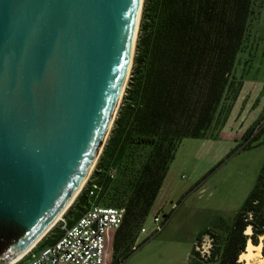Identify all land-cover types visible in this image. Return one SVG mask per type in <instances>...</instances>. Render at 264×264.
<instances>
[{"label": "water", "instance_id": "95a60500", "mask_svg": "<svg viewBox=\"0 0 264 264\" xmlns=\"http://www.w3.org/2000/svg\"><path fill=\"white\" fill-rule=\"evenodd\" d=\"M143 1L0 0L5 262L63 208L96 156L92 172L127 85Z\"/></svg>", "mask_w": 264, "mask_h": 264}, {"label": "trees", "instance_id": "16d2710c", "mask_svg": "<svg viewBox=\"0 0 264 264\" xmlns=\"http://www.w3.org/2000/svg\"><path fill=\"white\" fill-rule=\"evenodd\" d=\"M252 1H143L133 62L117 114L86 189L78 197V215L65 222L66 226L74 223L92 205L90 199L126 195L124 203L101 204L124 208L112 238L113 264L135 250L131 249L134 234L146 220L181 142L206 138L222 101L228 94L231 100L236 98L240 83L235 86L232 73ZM255 123L244 135L248 144L243 149H250L261 137V132L250 137ZM92 185L96 189L89 195ZM247 226H252L249 236ZM62 233L61 226L60 233L40 247ZM204 234L213 232L205 229L197 238ZM260 236L264 256V163L232 219L217 264H239L247 238L258 244Z\"/></svg>", "mask_w": 264, "mask_h": 264}, {"label": "rangeland", "instance_id": "374dc122", "mask_svg": "<svg viewBox=\"0 0 264 264\" xmlns=\"http://www.w3.org/2000/svg\"><path fill=\"white\" fill-rule=\"evenodd\" d=\"M251 11L232 73L235 86L240 83L236 98L231 100L228 94L222 101L206 138H186L181 142L168 169L169 197L160 207L166 211L171 203L178 206L157 234L152 232V216L148 224L144 221L134 234L131 249L135 247V250L124 264H143L147 258L155 260L151 264H159L162 260L168 264H186V254L197 234L207 228L213 235L197 238L189 264H217L232 219L253 188L264 163L263 138L252 142L250 149H243L248 144L244 137L246 131L264 115V0H253ZM116 172L114 169L111 174L115 176ZM86 183L62 219L35 248L45 241L50 242L65 222L69 223L78 215L75 205ZM113 197L94 198L90 202L92 205H118L126 202L127 196ZM114 233L109 239V249ZM258 242H262L263 248L262 236L258 237ZM196 245H203L202 251L207 250L208 254L202 256ZM261 256L264 264L262 252ZM136 260L138 262L134 263ZM237 262L243 264L240 257Z\"/></svg>", "mask_w": 264, "mask_h": 264}, {"label": "built area", "instance_id": "2783aa9c", "mask_svg": "<svg viewBox=\"0 0 264 264\" xmlns=\"http://www.w3.org/2000/svg\"><path fill=\"white\" fill-rule=\"evenodd\" d=\"M258 132L264 139V116L256 121L250 137ZM95 189L96 186L92 185L89 195H94ZM177 206V203H171L169 210L159 207L154 213L151 219L154 234L163 229L168 216ZM123 216V207L94 204L71 225L64 223L62 235L54 242L33 248L10 263L0 259V264H113L112 257H109V239L121 225ZM196 248L202 256L208 254L207 250L202 251L203 245H196Z\"/></svg>", "mask_w": 264, "mask_h": 264}, {"label": "bare ground", "instance_id": "6f19581e", "mask_svg": "<svg viewBox=\"0 0 264 264\" xmlns=\"http://www.w3.org/2000/svg\"><path fill=\"white\" fill-rule=\"evenodd\" d=\"M141 4V2H140ZM140 7V5H139ZM128 72V71H127ZM128 76V73L126 74L124 81H123V85L126 81V77ZM122 88V87H121ZM96 157V156H95ZM94 157V159H95ZM94 159L93 162L90 166V168L88 169L86 175L84 176V178L82 179V181L80 182L79 186L77 187V189L75 190V192L73 193V195L70 197V199L66 202V204L63 206V208L53 217V219L47 224V226L39 233V235L37 237H35V239L30 243V245L20 254L18 255L15 259L23 257L24 255H26V253L28 251H30L31 249H33L40 241L41 239L44 237V235L60 220L62 219V215L66 212V210L70 207V205L73 203V201L75 200V198L77 197V195L79 194V192L81 191V189L83 188V186L85 185V183L87 182L91 172L90 170L92 169V165L94 163ZM252 227V226H251ZM251 227L247 226L245 233L246 234H250L251 233ZM247 248L241 253L240 255V261L243 262V264H262L263 263V257L261 256L260 250L262 247V243L259 244H253L250 241V238L247 240Z\"/></svg>", "mask_w": 264, "mask_h": 264}, {"label": "crops", "instance_id": "0c3cea01", "mask_svg": "<svg viewBox=\"0 0 264 264\" xmlns=\"http://www.w3.org/2000/svg\"><path fill=\"white\" fill-rule=\"evenodd\" d=\"M170 170H168V172L166 173V175H165V178L163 179V182H162V184H161V187H160V189H159V192H158V194H157V196H156V198H155V200H154V202H153V205L151 206V209H150V211H149V214H148V216H147V218H146V224H148V222L150 221V217L151 216H153L154 215V213L155 212H157V210L159 209V207L160 206H162V205H165V201L168 199V195H169V186H168V180L170 179ZM172 214V213H171ZM171 214H170V216H171ZM169 216V217H170ZM152 219V218H151ZM207 229H209V228H207ZM205 230V229H204ZM204 230H202V231H200L198 234H197V236H196V238H195V241L197 240V237H198V235L199 234H201V232H203ZM144 231V230H143ZM246 234V233H245ZM251 234V233H250ZM250 234H246V235H250ZM249 238H247V240H248ZM195 241H194V243H193V245L195 244ZM250 241H251V239H250ZM262 243V242H261ZM173 244V243H172ZM173 245H175V244H173ZM193 245H192V248H193ZM247 241L245 242V249L247 248ZM111 247H112V242H111ZM192 248L187 252V254H186V264H189V260H190V256H191V251H192ZM111 252H112V250H111V248H110V255H109V257L111 258L112 257V255H111ZM262 252V247H261V250H260V253ZM241 255V254H240ZM240 255H239V257H240ZM126 260V259H125ZM124 260V261H125ZM154 259H151V258H147L145 261H144V263L143 264H151V263H153L154 261H153ZM124 261H122V262H119L118 264H121V263H123ZM138 261L136 260L134 263H137ZM241 263H243V262H241ZM124 264V263H123ZM128 264V263H127ZM159 264H168V262L166 261V260H162Z\"/></svg>", "mask_w": 264, "mask_h": 264}]
</instances>
